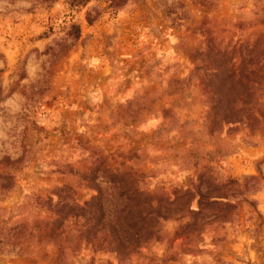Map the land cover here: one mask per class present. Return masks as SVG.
Listing matches in <instances>:
<instances>
[{
    "label": "rangeland",
    "instance_id": "rangeland-1",
    "mask_svg": "<svg viewBox=\"0 0 264 264\" xmlns=\"http://www.w3.org/2000/svg\"><path fill=\"white\" fill-rule=\"evenodd\" d=\"M68 1L0 0V226L40 222L36 195L112 198L119 181L162 214L131 246L87 215L57 222L60 246L0 234V264H264V118H214L207 95L214 58L237 67L264 40V0ZM197 185L222 197L201 204Z\"/></svg>",
    "mask_w": 264,
    "mask_h": 264
},
{
    "label": "trees",
    "instance_id": "trees-1",
    "mask_svg": "<svg viewBox=\"0 0 264 264\" xmlns=\"http://www.w3.org/2000/svg\"><path fill=\"white\" fill-rule=\"evenodd\" d=\"M89 1L69 0V8L79 10L86 7ZM125 1L110 0L109 6L116 7ZM94 10L95 8H91L85 13V20L89 24L98 16L97 12L91 14ZM63 23L69 26L72 39L79 37L80 26L73 21V16H70L69 19L65 18ZM262 45H264V40H257L248 49L247 57H241L237 67L231 65L227 70H222L223 60L221 57L214 58L217 62L216 65H218L217 72L212 71L207 74L210 77L207 95L211 98L210 111L215 116L214 118H264V109H261L259 105L260 97H264V46ZM253 65L255 66L252 67ZM0 177L9 181L11 176L4 172L0 173ZM115 188L119 193H116V196L112 198L104 197L100 190L96 189V193L91 198L82 202L66 196L60 198V194H57L55 200L47 198L40 201V196L36 195V204L39 206L37 208L38 214L41 212L40 222L36 219L29 229H26L23 216L17 224L1 225L0 234H5L8 238L16 240L12 245H18L19 251L21 245L28 242L25 237L29 238L33 235L35 237L53 235L52 243L60 246L56 243L57 237L60 236L59 233L55 232L57 222L61 223V218L68 215L81 217L87 215L85 225L89 223L93 226L91 228L99 226L98 231L102 232L103 241H106V237L109 236V244L121 245L124 243L121 246L125 244L131 246L135 241L147 240L152 235L153 227L146 223V218L152 214L159 216L162 212L149 202L142 200V192L134 188L132 184L119 181ZM61 190L65 191L64 189ZM216 190H219L216 185L204 191L200 190V186L197 185L198 202L217 203L216 199L222 196L212 195ZM67 191L65 192L67 193ZM189 195L188 189L175 192L173 198L167 201L166 205L169 207L175 205L176 207L182 204L181 201L187 200ZM170 211L181 214L183 209L173 208ZM185 211L189 214L187 226H193L201 215L202 208L193 209L188 205ZM3 222L5 221L3 220ZM33 227L34 229H32Z\"/></svg>",
    "mask_w": 264,
    "mask_h": 264
}]
</instances>
